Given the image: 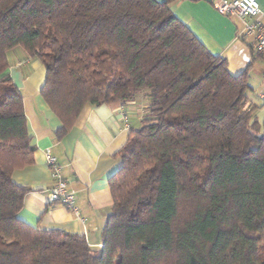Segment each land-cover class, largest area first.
Returning <instances> with one entry per match:
<instances>
[{"label": "trees", "instance_id": "1", "mask_svg": "<svg viewBox=\"0 0 264 264\" xmlns=\"http://www.w3.org/2000/svg\"><path fill=\"white\" fill-rule=\"evenodd\" d=\"M171 1L0 0V264H264V120L248 69L231 75ZM17 46L45 67L57 137L84 105L147 90L141 126L116 152L97 252L83 235L17 217L29 188L11 175L34 153L7 71Z\"/></svg>", "mask_w": 264, "mask_h": 264}, {"label": "crops", "instance_id": "2", "mask_svg": "<svg viewBox=\"0 0 264 264\" xmlns=\"http://www.w3.org/2000/svg\"><path fill=\"white\" fill-rule=\"evenodd\" d=\"M215 1L173 0L169 6L210 53L226 60L231 75L248 69V101L250 106H256L254 117L261 123L264 60L255 51L252 37L240 35L239 19L219 14L213 7ZM256 1L264 23V0ZM7 60L11 81L22 95L34 147L32 163L11 175L14 183L29 188L17 217L34 228L83 235L92 251L97 252L103 245L101 230L112 204L109 178L120 165L116 152L125 143L128 132L141 126L147 107L145 99L138 95L128 102L86 104L70 130L57 137L60 121L40 94L46 74L44 65L19 46L8 51ZM46 151L55 157L67 189L74 192L77 215L48 198L53 180L46 164Z\"/></svg>", "mask_w": 264, "mask_h": 264}, {"label": "built area", "instance_id": "3", "mask_svg": "<svg viewBox=\"0 0 264 264\" xmlns=\"http://www.w3.org/2000/svg\"><path fill=\"white\" fill-rule=\"evenodd\" d=\"M213 7L221 15L239 19L240 35L252 37L255 51L264 60V23L261 21L262 11L259 3L256 0H216ZM45 159L53 180L47 192L49 200L70 208L77 215L74 192L67 189V181L62 177L55 157L46 151Z\"/></svg>", "mask_w": 264, "mask_h": 264}, {"label": "rangeland", "instance_id": "4", "mask_svg": "<svg viewBox=\"0 0 264 264\" xmlns=\"http://www.w3.org/2000/svg\"><path fill=\"white\" fill-rule=\"evenodd\" d=\"M139 95H140L141 98L145 99V104H147V102H148L147 101V96H146L147 95V90H143Z\"/></svg>", "mask_w": 264, "mask_h": 264}]
</instances>
